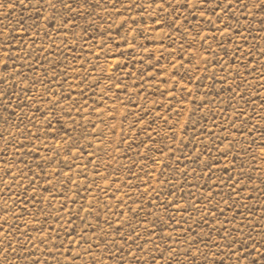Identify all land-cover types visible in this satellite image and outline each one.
Listing matches in <instances>:
<instances>
[{"label": "rangeland", "instance_id": "374dc122", "mask_svg": "<svg viewBox=\"0 0 264 264\" xmlns=\"http://www.w3.org/2000/svg\"><path fill=\"white\" fill-rule=\"evenodd\" d=\"M0 264H264V0H0Z\"/></svg>", "mask_w": 264, "mask_h": 264}]
</instances>
